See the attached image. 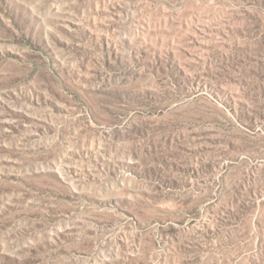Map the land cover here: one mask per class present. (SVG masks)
<instances>
[{"label": "rangeland", "instance_id": "rangeland-1", "mask_svg": "<svg viewBox=\"0 0 264 264\" xmlns=\"http://www.w3.org/2000/svg\"><path fill=\"white\" fill-rule=\"evenodd\" d=\"M0 264H264V0H0Z\"/></svg>", "mask_w": 264, "mask_h": 264}]
</instances>
